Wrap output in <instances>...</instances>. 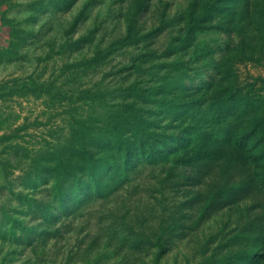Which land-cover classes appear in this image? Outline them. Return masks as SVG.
<instances>
[{"label":"rangeland","instance_id":"rangeland-1","mask_svg":"<svg viewBox=\"0 0 264 264\" xmlns=\"http://www.w3.org/2000/svg\"><path fill=\"white\" fill-rule=\"evenodd\" d=\"M240 98L264 115V0H0V264H264Z\"/></svg>","mask_w":264,"mask_h":264},{"label":"trees","instance_id":"trees-1","mask_svg":"<svg viewBox=\"0 0 264 264\" xmlns=\"http://www.w3.org/2000/svg\"><path fill=\"white\" fill-rule=\"evenodd\" d=\"M257 107L256 103H251L250 100H248L247 98H240L239 99V103H238V112L236 113L239 117H247L249 120H251V125H253L254 129H258L260 131V143H261V148L258 151V155L256 156L255 159H259L261 157H264V115L263 116H258V117H253V115L251 116V114H253L252 110L254 109L253 107ZM260 107V106H259ZM258 107V108H259ZM7 138L6 136L0 138V141ZM117 140L120 141V139L116 138ZM241 141V140H240ZM242 142V141H241ZM122 144H125L124 142H122ZM241 147V146H240ZM129 151H127L121 161V164L119 165H129L130 161H132V156L130 154H128ZM85 163L84 165L79 169V173L83 174L84 176H86L88 178V181L90 182L89 184L85 183L83 184L84 186H96L97 188L100 187L101 185V181L99 180V173L101 171L102 168H106V164L103 162H98L95 163L94 161L92 162V159H87L84 158ZM60 164H63L62 160H59ZM58 164V165H60ZM60 169V168H59ZM112 170V169H111ZM49 171H54V170H49ZM74 172H69V174H66V176H60L61 178H59L60 180L57 182V184L53 187L54 188V197L56 199V202H58L59 204H63L65 198L68 195V192L72 190V187H68V190L65 189L64 183H66L69 179H75L74 177ZM61 175V174H60ZM110 173H108L106 175V177H109ZM68 177V178H67ZM67 178L68 180L66 181ZM71 179V180H72ZM82 186V187H84ZM62 206L59 207V209H61Z\"/></svg>","mask_w":264,"mask_h":264}]
</instances>
